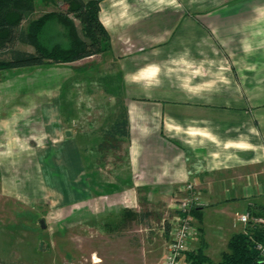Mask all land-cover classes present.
Instances as JSON below:
<instances>
[{"label": "crops", "instance_id": "obj_1", "mask_svg": "<svg viewBox=\"0 0 264 264\" xmlns=\"http://www.w3.org/2000/svg\"><path fill=\"white\" fill-rule=\"evenodd\" d=\"M98 19L110 45L104 83L128 117L127 185L145 189L147 209L168 210L193 183L200 206L187 251L217 264L242 229L236 216L264 208V3L100 0ZM104 204L90 214L110 233L128 220L140 233L155 218L138 211L137 199ZM111 204L137 210L120 209L110 224ZM156 220L160 247L146 241L145 249L136 236L110 264H160L169 235ZM96 257L93 264L107 263ZM180 262L191 264L186 253Z\"/></svg>", "mask_w": 264, "mask_h": 264}, {"label": "rangeland", "instance_id": "obj_2", "mask_svg": "<svg viewBox=\"0 0 264 264\" xmlns=\"http://www.w3.org/2000/svg\"><path fill=\"white\" fill-rule=\"evenodd\" d=\"M35 7L33 20L66 11L60 0H37ZM72 20L79 30V22ZM46 32L51 44H67L60 24H50ZM14 48L33 52L20 43ZM104 55L0 72V264H93L96 256L110 264L136 236L143 238L145 249L146 241L160 247L156 218H165V206H148L155 218L144 222L140 233L134 228L139 225L128 220L113 235L102 219L91 218L94 209L108 210V199L140 203L148 196L145 189L127 185V142L104 157L96 150L105 127L124 110L119 93L106 89L109 58ZM7 58V52H0V59ZM111 207L110 224L121 216L120 209L133 216L137 210ZM240 228L243 234L246 227ZM106 235L112 244H103Z\"/></svg>", "mask_w": 264, "mask_h": 264}, {"label": "trees", "instance_id": "obj_3", "mask_svg": "<svg viewBox=\"0 0 264 264\" xmlns=\"http://www.w3.org/2000/svg\"><path fill=\"white\" fill-rule=\"evenodd\" d=\"M36 1L0 0V52H7L8 55L7 59H0V72L42 67L46 64L73 63L108 52L109 37L98 19L100 0L86 3L82 0H60L66 6L65 12L46 13L33 20L31 18L35 13ZM70 16L79 22V30ZM52 23L63 26L67 44H51L46 29ZM16 43L32 47L33 52L15 49ZM127 139L128 122L122 109L103 130L96 150L104 157L108 151L120 150ZM140 206L141 214L152 215L145 202L140 201ZM191 213L198 218L199 207ZM252 214L255 217L264 216V208ZM164 227L168 233L169 227ZM256 243H264V232L259 226L250 224L243 234H235L229 239L227 251L221 255L217 264H264V258L255 249ZM186 260L191 264L208 262L199 252H187Z\"/></svg>", "mask_w": 264, "mask_h": 264}, {"label": "built area", "instance_id": "obj_4", "mask_svg": "<svg viewBox=\"0 0 264 264\" xmlns=\"http://www.w3.org/2000/svg\"><path fill=\"white\" fill-rule=\"evenodd\" d=\"M182 196L175 201V208L168 209L164 225L169 227V240L160 264H181L180 260L188 250V244L197 234L192 210L200 206L198 190L193 183L181 188ZM236 221L244 227L257 225L264 232V216H252L245 212L236 216ZM255 249L264 258V243H256Z\"/></svg>", "mask_w": 264, "mask_h": 264}, {"label": "water", "instance_id": "obj_5", "mask_svg": "<svg viewBox=\"0 0 264 264\" xmlns=\"http://www.w3.org/2000/svg\"><path fill=\"white\" fill-rule=\"evenodd\" d=\"M66 137H68L69 136V133L68 132H66ZM44 226H43V224H42V222H41V228H43Z\"/></svg>", "mask_w": 264, "mask_h": 264}]
</instances>
